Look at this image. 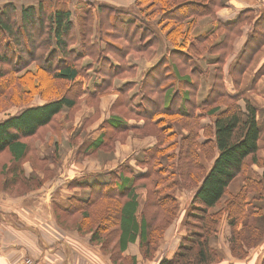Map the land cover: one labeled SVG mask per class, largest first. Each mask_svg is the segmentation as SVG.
I'll return each instance as SVG.
<instances>
[{
    "label": "trees",
    "instance_id": "trees-1",
    "mask_svg": "<svg viewBox=\"0 0 264 264\" xmlns=\"http://www.w3.org/2000/svg\"><path fill=\"white\" fill-rule=\"evenodd\" d=\"M70 1L38 0L20 10L13 2L0 6V113L19 107L0 119V191L23 196L54 178L55 171L46 165L57 158L58 145L64 138L75 143L88 126L67 123L83 102L115 92L100 136L86 144L84 154L112 149L115 139L131 129L152 133L156 143L134 155L138 172L127 161L90 181L70 180L69 187L87 188L88 194H72L67 207H54L59 225L67 228L65 222L71 221L72 229L88 235L112 264H138L134 254L126 253L129 244L139 241L141 254L154 258L179 215L177 192L192 189L186 232L173 255L158 264H217L219 252L210 238L224 211L231 253L245 258L264 236V207L255 201L264 198L262 128L258 108L244 88L245 74L264 44V5L223 23L217 12L228 0H136L134 11L108 1H80L78 10ZM205 15L213 18L212 26L193 35ZM246 24V41L228 62ZM160 42L167 53L137 79L138 65L129 56L154 54ZM207 55L216 65L214 80L199 103L202 71L191 60ZM262 75L264 64L253 71L251 88ZM38 96L42 100L34 103ZM47 136L58 137L56 149L52 155L39 154L37 141ZM204 159L211 162L209 168ZM253 164L263 168L259 177L248 174ZM237 176L245 184L233 193L229 185ZM139 186L147 188L143 202ZM226 195L223 207L211 211Z\"/></svg>",
    "mask_w": 264,
    "mask_h": 264
},
{
    "label": "crops",
    "instance_id": "crops-1",
    "mask_svg": "<svg viewBox=\"0 0 264 264\" xmlns=\"http://www.w3.org/2000/svg\"><path fill=\"white\" fill-rule=\"evenodd\" d=\"M263 5L264 0H230L226 7L218 11L217 15L223 23H231L238 19L241 11L248 8L257 10ZM248 28V24L242 27V34L236 39L234 51L228 62L236 56L245 43ZM161 58L162 55L158 60ZM262 64H264V45L256 55L251 69L245 74L244 78L246 94L258 108L257 118L262 128L259 149L260 153L262 152L261 155L264 156V75L257 79L253 88L250 87L253 71ZM206 92L208 94V91ZM259 95L262 98H258ZM109 114V112L105 114V117L103 115V119L108 117ZM132 122L135 121L132 120ZM97 125L98 123L91 125V128L94 129L93 136H91L92 140L100 136L101 131L99 125ZM148 139L149 144L140 150L156 143V138L152 135ZM139 151H136L133 156ZM82 166V164H79L70 167L68 171H56L55 177L48 180L41 188L23 196L10 197L0 192V264H18L27 257L34 259L35 264H112L109 255L103 253L99 246L90 244L88 236H82L75 230L65 229L59 225L56 219L55 206L64 209L69 205L70 199L68 197L70 195L82 194L84 196L88 194L87 188L77 185L69 187L67 183L76 177L79 180L87 179L90 181L97 176V173L102 172V170L92 168L84 170ZM115 168H117L116 165H113L109 170ZM27 170H31V167H28ZM254 170L253 176L255 177H259L263 172V168L260 167L254 168ZM250 195L252 197L253 194ZM182 209L183 212L178 217L179 222H177V225L174 223L167 230L162 240L164 241L162 245L167 248L158 250L153 260L147 261L142 258L137 241L129 245L127 253L134 254L139 259V264H158L162 258L171 257L177 249L181 237L186 232L184 217L187 206L184 201L181 206ZM223 227H226V231L221 236H225L226 239L229 232L226 215H224L219 229ZM172 228H175L176 232L170 236L169 232ZM260 243H262L260 244L261 247H258L260 245L257 244L258 246L256 245L250 249L249 255L245 258L246 260L251 257L252 262L259 263L264 255V240ZM260 248L263 249V252H260ZM227 252L229 254L228 248ZM235 259L238 258H230V261L233 263ZM221 264H225V262Z\"/></svg>",
    "mask_w": 264,
    "mask_h": 264
},
{
    "label": "rangeland",
    "instance_id": "rangeland-1",
    "mask_svg": "<svg viewBox=\"0 0 264 264\" xmlns=\"http://www.w3.org/2000/svg\"><path fill=\"white\" fill-rule=\"evenodd\" d=\"M80 1H82V2L91 1V2H97V3L101 2V1L102 2L108 1V2L113 3V4L127 6L132 11H134V7H136V5H137L136 0H71L70 1V7L73 9L77 8L79 10V8L83 7V4ZM8 2L15 3L17 5V7L19 8V10L22 6H25V5H29V4L37 5L38 4V0H0V6L6 4ZM229 2H230V0H228V3ZM19 17H20V15H19ZM74 19H75V16H74ZM212 24H213V18L210 15L202 16L201 18H199L198 22L193 27L192 34L193 35L199 34L203 30L209 29L212 26ZM263 45H262V47H263ZM165 46L166 45L164 42H160L158 45H156V47L154 46V48L152 49V50H154L153 52H155V53L151 54L149 56H146V55L145 56L144 55L139 56V57H136L135 55L129 56L130 63L135 62L138 65L137 79L141 78L142 74L144 73V71L148 67L153 66L156 63H158L160 61V59L158 60V58L161 55L163 56L165 53H167ZM262 47H261V49H262ZM261 49H260V51H261ZM211 57H212L211 55H207V56H203V57H194L191 60V65L199 68V70L202 71L201 86H200V90L198 92V97H197V101L199 103H200V101L205 99V97L207 96L206 91L209 90V88H210V86L214 80L213 78H214L216 65L214 64V62L210 61ZM134 90H135V88H134ZM117 96H118L117 93L111 92L108 94H103L99 98L98 101L94 100L93 101L94 103H92V102H87V103L83 102L82 103L81 107L75 113L74 119L69 121L67 123V125L68 126L72 125V126H75L78 128L80 126L82 127L84 124H88L86 130L78 134V136L75 139L76 140L75 143H73L70 140V138H64L62 143H60L58 145V155L56 156L57 158L55 160H51L52 162H50L49 165L48 164L46 165L47 168L53 169L56 173V171H60V172L61 171L62 172L68 171V169L70 167H74V165L78 166L79 164H82L83 165L82 169H84V170L92 168L94 170L95 169L96 170H102V172H105L107 169L109 170V168H111V166H113V165H116V167H118L119 165L123 164L124 161H126V162L128 161V162H130V164L133 165L135 172H138L141 170V167L139 168V166L136 165V162L134 161L135 159H134L133 154L136 151H139L144 146L149 144V139H148L149 136L152 135L154 138H156L155 135H153L152 133L147 134V133H142L141 131H136L134 129H131L127 133L121 134L118 136V138L115 139L114 147L112 149H105V148L101 147L98 150H96L94 153L86 154V155L84 154V151H83V148L85 146H87L86 144L92 140L91 136H93L92 134L94 132L93 131L94 129L91 128V125L93 126V125L98 123L99 130H100V125L102 124V122H104V120L109 117V115H108V117L103 119V115L105 117V114H107L108 112L111 113V107H112L115 99L117 98ZM258 98H262V96L259 95ZM39 100L41 101L42 99L38 96L34 99V103H39ZM103 100H104V102H103ZM0 102L2 103L3 100H1ZM239 103L243 107H245V100L241 99V100H239ZM18 110H19L18 106L11 105V106L5 108L3 110V112L0 113V119L5 118L7 115H12L14 113H17ZM120 110H124V112H126L125 109H120ZM133 119L136 120L135 118H133ZM203 120H208V117H204ZM142 122L143 121H139L138 123H142ZM148 128H149V131L154 132L153 127L148 126ZM180 129H181L182 133H184V134L188 133V130L185 127H181ZM57 140H58L57 136H54L52 138V140L49 138V136H47L44 140L39 139L37 141L39 154L52 155L56 149L55 142ZM261 153H260V149H259V155L260 156H262ZM262 157H264V156H262ZM131 162H133V163H131ZM172 162H174V164H176L177 160L172 161ZM172 162H170L169 160H166L164 163L165 164H171ZM204 162L206 163V167L209 168L211 162L207 161L206 159H204ZM25 166L27 168L31 167V169H32V164L29 161L25 162ZM257 166L262 168L261 166H259L257 164H253L251 166V168L249 169V172H248L250 177H254L253 176L254 171H255L254 168H258ZM244 184H245V178L243 176H237L229 185V190L233 193H237ZM192 191H193L192 189H186V190H180L177 192L178 196L180 197L179 215L181 212H183V209L181 210V206L183 204V201H184V203H186V206L188 207L189 200H190V194L192 193ZM0 192H2V191H0ZM138 192L140 193L139 199L141 202H143V200L146 197L145 193L147 192V188L139 186ZM12 194H16V193L13 192ZM9 196L14 197L12 195H9ZM17 196H19V195H15V197H17ZM227 198H228L227 195L224 196L222 199V204L213 207L211 209V211L214 212V211L221 209L223 207L225 201L227 200ZM255 201H257V204L264 207V198H260V199L257 198V199H255ZM263 212H264V209H263ZM179 215L177 216V218L179 217ZM224 215H226V220H227L226 211H224L222 219H223ZM177 218L173 222V224L175 223V225H177V222H179V218L178 219ZM56 219H57V217H56ZM261 223H263V222L261 221ZM220 224H221V222H220ZM220 224H219V227H220ZM65 226L67 228H69L70 230H74V229H72L73 223L71 221L65 222ZM227 227H228L229 232H228L226 239H225V236L224 237L221 236L226 231V227H223L220 229L218 228L217 233L219 232L221 237L219 236V234L217 235V233H216L213 236H211V238H210L211 245L213 247H215V246L218 247V248H216V247L215 248L217 250H219L220 261L217 264H221L223 262H225V264H244V263L245 264H256L255 263L256 261L252 262L251 257H250V259H247V260L245 259L249 254L245 258H238L239 260L235 259V261H233V263L230 261V258H234L235 256L232 255L230 247H229V238L231 235V228H230V225L228 224V221H227ZM67 228H65V229H67ZM75 231H77V230H75ZM175 232H176L175 228L170 229V232H169L170 236H172ZM78 234H79V232H78ZM86 236H88V235H86ZM262 240H264V236L256 243V245L262 244V243H260ZM137 242H138V246H139V241H137ZM163 242L164 241H161L157 251L160 250L161 248L162 249L167 248V247H164V245H162ZM96 246H98V245H96ZM261 246L262 245H260L258 247H261ZM99 248H100V246H99ZM227 248H228L230 255L227 252ZM139 249H140V247H139ZM157 251H156V253H157ZM260 252H263V249L260 248ZM126 253H127V251H126ZM105 254L109 255L108 253H105ZM127 254L132 255L131 253H127ZM141 256L144 260H147V261L153 260V258L152 259H146L142 254H141ZM231 256H233V257H231ZM235 258H237V257H235ZM227 260H228V262H227ZM34 262H35V260H34ZM138 264H139V259H138Z\"/></svg>",
    "mask_w": 264,
    "mask_h": 264
},
{
    "label": "built area",
    "instance_id": "built-area-1",
    "mask_svg": "<svg viewBox=\"0 0 264 264\" xmlns=\"http://www.w3.org/2000/svg\"><path fill=\"white\" fill-rule=\"evenodd\" d=\"M18 264H35L34 260L30 257H27L20 261Z\"/></svg>",
    "mask_w": 264,
    "mask_h": 264
}]
</instances>
